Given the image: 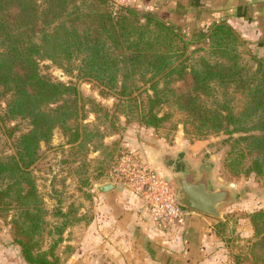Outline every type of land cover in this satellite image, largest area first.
Returning <instances> with one entry per match:
<instances>
[{"label": "trees", "instance_id": "trees-1", "mask_svg": "<svg viewBox=\"0 0 264 264\" xmlns=\"http://www.w3.org/2000/svg\"><path fill=\"white\" fill-rule=\"evenodd\" d=\"M130 1L122 6L113 0H0V100L6 104L0 120H28L31 127L18 140L16 155L0 159V216L6 217L12 207L17 210L14 242L28 264H56L39 249L45 220L31 168L41 143H50L57 128L67 134L72 123L84 120L79 87L43 74L44 61L69 75L77 72L80 80L116 100L115 113L127 121L135 116L146 128H162L171 117L163 107L174 105L192 119L188 135L227 136L231 175L255 174L264 185L263 59L256 60L255 70L244 66L241 39L221 20L207 36L212 58L187 64L206 50L193 45L201 33H184L153 7L143 14L139 0ZM230 86L245 98L238 112L217 96L218 89ZM74 133L73 142L78 138ZM250 221L254 236L241 260L264 264V209ZM149 252L159 260L154 250Z\"/></svg>", "mask_w": 264, "mask_h": 264}, {"label": "rangeland", "instance_id": "rangeland-1", "mask_svg": "<svg viewBox=\"0 0 264 264\" xmlns=\"http://www.w3.org/2000/svg\"><path fill=\"white\" fill-rule=\"evenodd\" d=\"M113 2L130 6L128 0ZM139 10L143 14L148 12L144 8ZM226 22L241 39L242 64L255 70L256 60L264 61V47L258 45L263 32L243 20H239L237 28L236 23L234 26ZM182 32L188 33L187 30ZM208 35L209 30L193 44L203 45L206 50L193 55L187 64L198 57L212 58ZM41 68L43 74L51 75L56 81L76 84L84 98V120L72 123V131L67 134L57 128L50 143H41L40 157L31 168L44 210L45 223L38 237L42 252L56 264H153L152 255L149 253L150 257L144 248L147 242L140 233H135L137 228L130 223L140 209V201L128 183L134 170L150 168L176 187L174 174L183 167L180 161L187 158L196 168L212 167L216 187L233 183L235 190L242 193L243 199L228 207L224 220H218L222 224L216 232L225 256L235 264H246L241 258L248 255L254 236L250 217L264 209V185L255 174L231 175L227 165L231 147L224 142L225 134L212 133L202 139L188 135L187 129H192L187 123L192 119L172 104L163 107L162 112L170 113L171 117L162 128H146L135 116L127 121L118 114L120 112L115 113L116 100L111 95L101 94V88L95 84L80 80L77 72L69 75L49 61L42 62ZM173 86L182 87V83ZM217 96L219 100L226 98L236 112L245 102L235 86L218 89ZM5 111L6 104L0 100V116H4ZM30 128L28 120H0V159L16 155L18 140ZM74 130L78 131L75 142ZM173 158L175 164L171 166ZM104 181L114 182L116 189L99 192L97 186ZM12 208L6 217L0 216V249L10 250L15 260L21 258L28 264L14 242L13 220L17 210ZM221 262L226 259L221 257Z\"/></svg>", "mask_w": 264, "mask_h": 264}, {"label": "crops", "instance_id": "crops-1", "mask_svg": "<svg viewBox=\"0 0 264 264\" xmlns=\"http://www.w3.org/2000/svg\"><path fill=\"white\" fill-rule=\"evenodd\" d=\"M139 5L147 10L153 7L187 34L198 31L205 35L214 22L221 20L234 26L236 23V28L239 20L249 22L263 32L258 45L264 47V0H139ZM140 210L141 207L130 223L147 242L146 252L149 254L150 248L159 256L160 261L151 258L153 264H235L219 244L214 219L193 213L179 230L163 232ZM9 251L0 249V264H25L21 258L15 260ZM221 257L226 262L222 263Z\"/></svg>", "mask_w": 264, "mask_h": 264}, {"label": "water", "instance_id": "water-1", "mask_svg": "<svg viewBox=\"0 0 264 264\" xmlns=\"http://www.w3.org/2000/svg\"><path fill=\"white\" fill-rule=\"evenodd\" d=\"M183 167L174 174L177 194L176 201L182 207L203 215L224 220L229 206L243 199L241 192L235 190L236 185L216 187L212 167L196 168L187 158L180 161ZM112 181H104L97 186L101 193H109L116 189Z\"/></svg>", "mask_w": 264, "mask_h": 264}, {"label": "built area", "instance_id": "built-area-1", "mask_svg": "<svg viewBox=\"0 0 264 264\" xmlns=\"http://www.w3.org/2000/svg\"><path fill=\"white\" fill-rule=\"evenodd\" d=\"M132 175L128 186L153 224L163 232H174L183 227L193 211L177 203L173 183L150 168L134 170Z\"/></svg>", "mask_w": 264, "mask_h": 264}, {"label": "flooded vegetation", "instance_id": "flooded-vegetation-1", "mask_svg": "<svg viewBox=\"0 0 264 264\" xmlns=\"http://www.w3.org/2000/svg\"><path fill=\"white\" fill-rule=\"evenodd\" d=\"M172 160V163H171V166L173 165V164H175V162H173V161H175V159L173 158V159H171ZM179 163V162H178ZM177 166H179V168H181V165L180 164H178Z\"/></svg>", "mask_w": 264, "mask_h": 264}]
</instances>
